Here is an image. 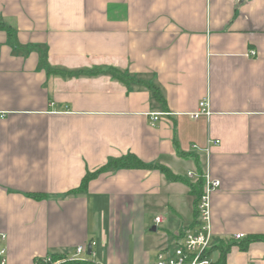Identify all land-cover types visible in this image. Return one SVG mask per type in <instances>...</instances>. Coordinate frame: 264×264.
Here are the masks:
<instances>
[{
  "label": "crops",
  "instance_id": "obj_1",
  "mask_svg": "<svg viewBox=\"0 0 264 264\" xmlns=\"http://www.w3.org/2000/svg\"><path fill=\"white\" fill-rule=\"evenodd\" d=\"M0 25V234L9 264L70 258L79 247L96 264H150L198 226L188 184L199 174L219 182L211 264L221 242L235 244L225 264H264V242L237 246L264 235V0H0ZM110 68L155 86L165 104ZM76 71L101 73L67 75ZM201 102L208 116H196ZM127 154L186 182L117 170L67 194Z\"/></svg>",
  "mask_w": 264,
  "mask_h": 264
},
{
  "label": "trees",
  "instance_id": "obj_2",
  "mask_svg": "<svg viewBox=\"0 0 264 264\" xmlns=\"http://www.w3.org/2000/svg\"><path fill=\"white\" fill-rule=\"evenodd\" d=\"M0 29H4L3 26L0 25ZM47 73L51 74V73H61L60 71H56L55 69H47ZM101 71H76V72H67V75L70 76H78V75H97L100 74ZM106 73L108 75H110L112 78L116 79L117 81H119L120 83L128 86L131 83H135L141 87H144L146 89H148L151 94L152 97L155 101H157L158 103L164 105L165 102L159 92V89L156 88L153 85H150L148 83H142L140 81H137L135 79H133L132 77H130L128 74L121 72L115 68H110L106 71ZM62 74H64L62 72ZM117 170H157L159 171L166 180H168L169 182H186L182 177L174 175L168 168L158 165V164H147L142 162L140 159H138L135 155L133 154H127L123 157H121L120 159H116V160H111L108 161L104 166H102L101 168L93 171V172H87L84 177L82 178L80 185L69 191L67 194L68 195H80V194H84L87 190V186L89 184L90 181L96 179L98 176L105 174V173H109V172H114ZM203 184H204V180L202 178V174H199V178L197 179L196 182L192 183V184H188V186L190 187V192L196 196V204L200 198V196L203 193ZM29 198L34 199V200H40L43 198L42 195H35V194H30L28 195ZM251 242H264V235H254V236H249L248 238H246L245 240H243L242 242L238 243V248L240 250H246L249 243ZM235 244L230 243L228 245H226L225 243H220L219 246L217 247L219 250H221L222 252V258H220L215 264H225L224 262V254H226V252L229 250V248L231 246H233ZM49 257L52 262L56 263V264H96L90 260H67V256L66 255H49L47 256ZM41 259H38L35 261V264H40Z\"/></svg>",
  "mask_w": 264,
  "mask_h": 264
},
{
  "label": "built area",
  "instance_id": "obj_3",
  "mask_svg": "<svg viewBox=\"0 0 264 264\" xmlns=\"http://www.w3.org/2000/svg\"><path fill=\"white\" fill-rule=\"evenodd\" d=\"M253 55V53H250ZM200 112L196 114L208 116L209 112L207 104L201 102L199 104ZM151 119L156 121L157 115L152 114ZM203 193L200 196L197 204V218L198 226L195 229L185 230L174 241L172 246L159 251L150 264H211L209 260V252L212 248V234L210 227V196L219 187L218 181H212L209 177L205 176ZM155 221L159 223L160 218ZM243 235H236L235 239L240 240ZM6 236L0 234V264H9L7 261V249L4 245ZM84 250L79 247L76 249L74 256L70 260H83L79 255ZM40 264H56L52 262L49 257L42 258Z\"/></svg>",
  "mask_w": 264,
  "mask_h": 264
},
{
  "label": "water",
  "instance_id": "obj_4",
  "mask_svg": "<svg viewBox=\"0 0 264 264\" xmlns=\"http://www.w3.org/2000/svg\"><path fill=\"white\" fill-rule=\"evenodd\" d=\"M242 1H243V0H239V3H242ZM90 252H91V251H90V246H89V247H88L87 254L90 255V254H91Z\"/></svg>",
  "mask_w": 264,
  "mask_h": 264
},
{
  "label": "rangeland",
  "instance_id": "obj_5",
  "mask_svg": "<svg viewBox=\"0 0 264 264\" xmlns=\"http://www.w3.org/2000/svg\"><path fill=\"white\" fill-rule=\"evenodd\" d=\"M173 243H171V246H172ZM67 260H70L68 257H67Z\"/></svg>",
  "mask_w": 264,
  "mask_h": 264
}]
</instances>
